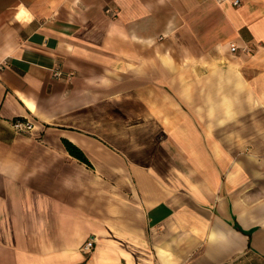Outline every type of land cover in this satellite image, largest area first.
Wrapping results in <instances>:
<instances>
[{
    "label": "crops",
    "instance_id": "crops-1",
    "mask_svg": "<svg viewBox=\"0 0 264 264\" xmlns=\"http://www.w3.org/2000/svg\"><path fill=\"white\" fill-rule=\"evenodd\" d=\"M234 1L0 0V264H264V0Z\"/></svg>",
    "mask_w": 264,
    "mask_h": 264
},
{
    "label": "built area",
    "instance_id": "built-area-1",
    "mask_svg": "<svg viewBox=\"0 0 264 264\" xmlns=\"http://www.w3.org/2000/svg\"><path fill=\"white\" fill-rule=\"evenodd\" d=\"M233 3L235 5H238L240 3V0H235ZM107 12L111 13L112 16H116L118 13L117 11H112L111 9H107ZM238 49H239V47L237 45H234V44L231 45V47H230L231 52H234V53L237 52ZM251 49L252 48L250 46H244L242 48V50L245 53H250ZM55 75H60V71L55 72ZM12 126H13L14 130L19 132V133L30 134L32 132L34 124L28 118L27 119L15 118L12 121ZM92 247H93V240H89L83 245V251L89 252L90 250H92Z\"/></svg>",
    "mask_w": 264,
    "mask_h": 264
},
{
    "label": "trees",
    "instance_id": "trees-1",
    "mask_svg": "<svg viewBox=\"0 0 264 264\" xmlns=\"http://www.w3.org/2000/svg\"><path fill=\"white\" fill-rule=\"evenodd\" d=\"M65 145L67 149L69 150V152L74 157L78 158L80 161L86 163L87 165L92 166L90 161L88 160V158L86 157V155L83 153L81 149H79L77 146H75L74 144L66 140H65Z\"/></svg>",
    "mask_w": 264,
    "mask_h": 264
}]
</instances>
